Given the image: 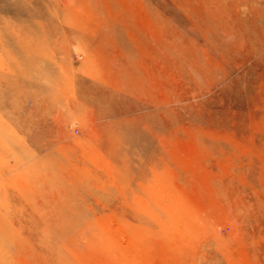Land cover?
<instances>
[{"label":"rangeland","instance_id":"obj_1","mask_svg":"<svg viewBox=\"0 0 264 264\" xmlns=\"http://www.w3.org/2000/svg\"><path fill=\"white\" fill-rule=\"evenodd\" d=\"M16 263L264 264V0H0Z\"/></svg>","mask_w":264,"mask_h":264},{"label":"bare ground","instance_id":"obj_2","mask_svg":"<svg viewBox=\"0 0 264 264\" xmlns=\"http://www.w3.org/2000/svg\"><path fill=\"white\" fill-rule=\"evenodd\" d=\"M53 167V166H52ZM53 169V168H52ZM56 171V170H55ZM3 198V197H2ZM15 223V222H14ZM6 232V231H5ZM10 232V231H9ZM15 232V231H14ZM27 232V231H26ZM10 234V233H9ZM7 235V234H6ZM5 235V236H6ZM12 235H13V233H12ZM8 237V236H7ZM13 238V237H12ZM15 238V237H14ZM54 238V237H53ZM57 238V237H56ZM11 239V238H10ZM31 240V239H30ZM17 244V246H18V243H16ZM34 245H36V244H34ZM23 246V245H22ZM16 247V246H15ZM24 247V246H23ZM39 248V247H38ZM19 249V248H18ZM25 249V248H24ZM20 250V249H19ZM32 250V249H31ZM20 251H22V250H20ZM32 252V251H31ZM22 253V252H21ZM26 257V256H25ZM27 258V257H26ZM33 258V257H32ZM34 260H36L35 258H34ZM31 261V260H30ZM33 262V261H32ZM17 264V263H16ZM22 264V263H21ZM33 264H35V263H33Z\"/></svg>","mask_w":264,"mask_h":264}]
</instances>
